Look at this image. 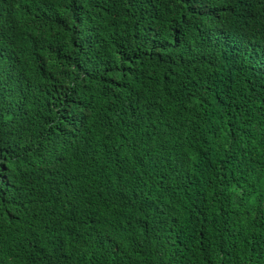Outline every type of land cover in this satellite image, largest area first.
Returning a JSON list of instances; mask_svg holds the SVG:
<instances>
[{
  "label": "trees",
  "instance_id": "trees-1",
  "mask_svg": "<svg viewBox=\"0 0 264 264\" xmlns=\"http://www.w3.org/2000/svg\"><path fill=\"white\" fill-rule=\"evenodd\" d=\"M264 0H0V264H264Z\"/></svg>",
  "mask_w": 264,
  "mask_h": 264
},
{
  "label": "clouds",
  "instance_id": "clouds-1",
  "mask_svg": "<svg viewBox=\"0 0 264 264\" xmlns=\"http://www.w3.org/2000/svg\"><path fill=\"white\" fill-rule=\"evenodd\" d=\"M242 43H247L251 48L264 47V21H262L261 27L252 33H244L240 36Z\"/></svg>",
  "mask_w": 264,
  "mask_h": 264
}]
</instances>
